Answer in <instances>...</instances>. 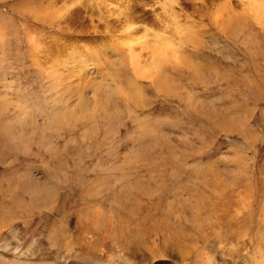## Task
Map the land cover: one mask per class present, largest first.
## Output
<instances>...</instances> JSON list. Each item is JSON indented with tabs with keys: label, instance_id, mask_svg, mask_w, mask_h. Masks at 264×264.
Wrapping results in <instances>:
<instances>
[{
	"label": "rangeland",
	"instance_id": "1",
	"mask_svg": "<svg viewBox=\"0 0 264 264\" xmlns=\"http://www.w3.org/2000/svg\"><path fill=\"white\" fill-rule=\"evenodd\" d=\"M263 263L264 0H0V264Z\"/></svg>",
	"mask_w": 264,
	"mask_h": 264
},
{
	"label": "bare ground",
	"instance_id": "2",
	"mask_svg": "<svg viewBox=\"0 0 264 264\" xmlns=\"http://www.w3.org/2000/svg\"><path fill=\"white\" fill-rule=\"evenodd\" d=\"M263 259V258H262ZM263 261V260H262ZM264 264V263H263Z\"/></svg>",
	"mask_w": 264,
	"mask_h": 264
}]
</instances>
